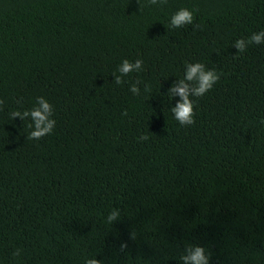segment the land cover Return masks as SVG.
Returning <instances> with one entry per match:
<instances>
[{
	"label": "trees",
	"instance_id": "obj_1",
	"mask_svg": "<svg viewBox=\"0 0 264 264\" xmlns=\"http://www.w3.org/2000/svg\"><path fill=\"white\" fill-rule=\"evenodd\" d=\"M262 30L264 0H0V264H264V44L234 47ZM186 62L220 79L181 126ZM40 96L56 125L30 140L9 113Z\"/></svg>",
	"mask_w": 264,
	"mask_h": 264
},
{
	"label": "clouds",
	"instance_id": "obj_2",
	"mask_svg": "<svg viewBox=\"0 0 264 264\" xmlns=\"http://www.w3.org/2000/svg\"><path fill=\"white\" fill-rule=\"evenodd\" d=\"M148 3L150 5L162 6L167 3V0H148ZM141 8H143V5H141ZM193 20V12L187 8H181L172 15L169 27L181 28L185 25L192 24ZM195 27L199 28L200 25H195ZM250 44H264V30L253 32L247 39L241 38L236 40L234 47L238 49V53H243ZM142 68V60L137 59L135 62H130L128 59H124L116 70L119 75L113 72L115 77L113 82L117 85H121L124 83L123 77L132 72H140ZM219 79L220 74L217 73L215 69L206 70L205 65L200 62H186L183 78L174 82L168 90V94L171 98H180L175 106L171 108V111L174 119L178 121L181 126H189L195 123L194 102L192 97H203L214 87ZM139 83L140 81L137 80L130 88V91L134 95H140L141 90L138 86ZM144 90L148 92L149 88L145 86ZM36 100L38 106L31 110H25L23 112L17 110L9 113L10 118L13 120L20 118L23 121L30 118L31 123L28 124V128L31 129V131L27 136V139L30 140L42 139L46 135L52 133L56 125V120L53 118L54 108L51 103L43 96L37 97ZM3 104L4 101L0 99V105ZM123 115H127V112L125 111ZM148 138L147 134L140 137L142 141ZM119 216L120 210L114 208L109 213L107 220L111 223L117 220ZM126 247V244L121 245V249ZM13 255L19 256L20 250L17 249ZM180 260L182 264H210L209 254L206 252V249L200 245L188 244L184 249V253L180 256ZM85 264H102V262L95 258H89L85 261Z\"/></svg>",
	"mask_w": 264,
	"mask_h": 264
}]
</instances>
